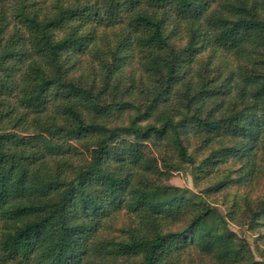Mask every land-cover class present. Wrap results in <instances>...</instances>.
<instances>
[{"label": "trees", "instance_id": "1", "mask_svg": "<svg viewBox=\"0 0 264 264\" xmlns=\"http://www.w3.org/2000/svg\"><path fill=\"white\" fill-rule=\"evenodd\" d=\"M182 165L264 231V0H0V264H264Z\"/></svg>", "mask_w": 264, "mask_h": 264}, {"label": "rangeland", "instance_id": "2", "mask_svg": "<svg viewBox=\"0 0 264 264\" xmlns=\"http://www.w3.org/2000/svg\"><path fill=\"white\" fill-rule=\"evenodd\" d=\"M84 68H82L77 73H83ZM194 171H192L191 166L182 165L179 169L174 170L171 176L166 180L167 184L186 187L191 189L194 192L200 193L206 198L207 201L215 205L221 214H223L228 222L230 228L237 232L240 236L245 238L251 247V251L253 253V257L255 260H263L264 259V231L259 229H252L247 224L243 222L242 217L240 218H232V201H234V195L243 194L245 188L238 190L236 187H231L228 189V193L222 195L220 192H215L211 194H206L203 192L204 189H207L209 186L213 184L212 181L205 179L201 184L196 183L194 179ZM199 184V185H198ZM264 185V181L262 180L259 184L249 189L252 194L261 193V188ZM247 190V187H246ZM190 262V263H189ZM187 264H214L212 260L198 253L195 250L189 252L187 259Z\"/></svg>", "mask_w": 264, "mask_h": 264}]
</instances>
